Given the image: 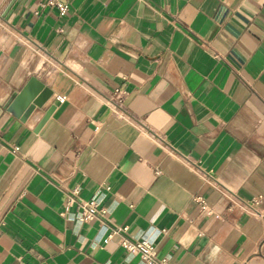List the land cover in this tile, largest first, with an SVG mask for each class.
Instances as JSON below:
<instances>
[{"label":"crops","instance_id":"obj_1","mask_svg":"<svg viewBox=\"0 0 264 264\" xmlns=\"http://www.w3.org/2000/svg\"><path fill=\"white\" fill-rule=\"evenodd\" d=\"M76 188L165 264H264V0H0V264H146Z\"/></svg>","mask_w":264,"mask_h":264},{"label":"built area","instance_id":"obj_2","mask_svg":"<svg viewBox=\"0 0 264 264\" xmlns=\"http://www.w3.org/2000/svg\"><path fill=\"white\" fill-rule=\"evenodd\" d=\"M58 9L62 15L66 12L67 7L65 5L57 3H49ZM128 97V91L124 87H119L112 92V97L109 101L110 106L114 109L115 113L126 117V99ZM64 97L59 98V101H64ZM159 173V172H157ZM102 200L99 197H92L90 200H82L79 197V190L73 189L68 196L67 204L75 209V217L82 223L96 222L100 226L105 227L109 231L108 238L114 235L120 236V246L129 254L139 255L141 260L146 264H165L166 259L156 260L153 256V243L145 238L129 239L122 235L126 229H119L110 227L107 219V209L101 205ZM195 203L200 207L202 211L206 210L203 201L195 200ZM261 200L257 199L253 201V204H260Z\"/></svg>","mask_w":264,"mask_h":264},{"label":"water","instance_id":"obj_3","mask_svg":"<svg viewBox=\"0 0 264 264\" xmlns=\"http://www.w3.org/2000/svg\"><path fill=\"white\" fill-rule=\"evenodd\" d=\"M51 91L35 78L30 79L10 105L9 112L24 120L35 107H40L50 96Z\"/></svg>","mask_w":264,"mask_h":264}]
</instances>
